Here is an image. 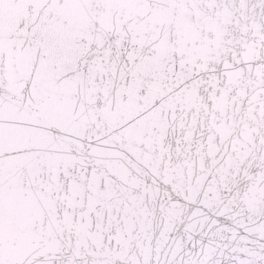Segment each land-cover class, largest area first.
Wrapping results in <instances>:
<instances>
[{"label":"snow or ice","instance_id":"snow-or-ice-1","mask_svg":"<svg viewBox=\"0 0 264 264\" xmlns=\"http://www.w3.org/2000/svg\"><path fill=\"white\" fill-rule=\"evenodd\" d=\"M0 264H264V0H0Z\"/></svg>","mask_w":264,"mask_h":264}]
</instances>
